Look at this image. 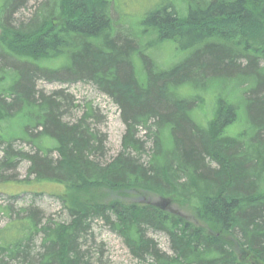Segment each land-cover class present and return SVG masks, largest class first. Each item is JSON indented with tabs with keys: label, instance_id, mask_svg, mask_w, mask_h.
I'll list each match as a JSON object with an SVG mask.
<instances>
[{
	"label": "trees",
	"instance_id": "obj_1",
	"mask_svg": "<svg viewBox=\"0 0 264 264\" xmlns=\"http://www.w3.org/2000/svg\"><path fill=\"white\" fill-rule=\"evenodd\" d=\"M27 2L0 6V173L27 160L29 177L53 186L70 221L41 226L35 208L21 209L24 216L0 232L9 262L88 264L80 241L101 219L135 258L152 264H264V0H185L183 15L173 1L159 2L141 20L142 33L154 36L151 47L172 42L187 57L160 74L147 66L143 76L133 64L141 48L113 35L112 0H50L8 26ZM63 77L94 81L121 109L126 133L111 162H102L106 137L89 123L91 110L66 122L64 93L37 91L39 80ZM241 85L249 91L247 127L232 134ZM213 86L222 97L203 128L178 96L185 87L194 94ZM140 131L153 140L148 153ZM17 141L32 151L16 150ZM172 196L192 219L154 202ZM149 231L167 235L172 253Z\"/></svg>",
	"mask_w": 264,
	"mask_h": 264
},
{
	"label": "rangeland",
	"instance_id": "obj_2",
	"mask_svg": "<svg viewBox=\"0 0 264 264\" xmlns=\"http://www.w3.org/2000/svg\"><path fill=\"white\" fill-rule=\"evenodd\" d=\"M48 1L50 0H28L25 8L19 9L17 13L12 15L13 17L8 21V26L9 22L13 24L15 21L18 23L20 20L25 22L34 13L43 9ZM112 1L113 35L118 37L119 40L133 39L132 44L136 45L135 51L141 48L139 53L142 51V54H138L133 58L137 75L143 76L142 74L147 66H151V69H155L158 74L170 71L187 57V52L181 51L172 42H163L160 46L151 47V44L155 43L154 36H147L142 33L141 20H143L147 12L154 9L159 2L162 3L165 0ZM170 1H173L172 4L178 6V10L183 15L185 12V3L183 1L185 0ZM1 5L2 0H0ZM0 18H4V15L2 14ZM59 22L62 23L61 21ZM2 33L3 31L0 28V36ZM144 46L146 48L142 50ZM59 63L61 64L63 62L59 61ZM243 65H245L244 61L241 62V66ZM233 84L236 86L238 82L235 83L234 81ZM36 87L39 94L42 92L47 96L58 92L64 93L65 99L70 101L69 107L67 105L68 101L65 102V105L68 107L67 115L64 117V121L66 122L74 123L89 113L88 109L91 110L92 116L89 119V123L92 124V128H95L106 137L103 145L102 162H111L121 152L123 137L126 133V125L123 122L122 111L114 99L94 81L69 80L63 77L54 79V81L39 80ZM239 87L241 94H237V97H240L239 99H235L234 102L239 117L236 124L230 127V129L232 128V134H236L243 127H247L246 123H243L245 117L244 100L246 96L247 98L249 97V91L247 92L245 90L247 87L243 85ZM216 88L217 86H213L211 90L205 92L199 90L193 94L190 87H185L178 96L180 98L187 97V102H189L191 107L192 119L203 128H209L210 126V120L213 116V106L216 103L214 99L217 97V93L221 91L219 87L218 91ZM246 92L247 95L245 94ZM222 93L224 94V91ZM219 96L222 97V94H219ZM5 125L4 123L3 128H6ZM144 134L145 132L140 131L139 137L145 140L146 152L148 153L154 148L153 140L150 137H144ZM15 149L26 152L32 151L30 146L21 141L15 142ZM2 150L3 147L1 146L0 157L3 155ZM148 158V154H145L142 157V161L146 162ZM29 169L30 163L24 159L19 161L14 170H6L0 173V232L4 228H8L11 219L24 216L21 209L29 207L37 210L38 216L42 221L41 226L49 222L50 224H58L68 223L70 221V217L62 207L60 200L53 195L55 192H52L53 186L50 187L48 185L34 183V175L29 177ZM26 179L27 181H25ZM27 182L32 183L28 184ZM33 192L40 193V195H35ZM131 198L136 199L138 195L132 194ZM154 202L165 205L172 211L185 214L189 219L193 218L192 210L188 205L175 196L169 197L166 200L156 198ZM148 236L158 244L163 252L167 254L172 253L170 240L167 235L162 232L149 231ZM41 239V234L35 238L33 254L40 250ZM80 251L85 256L84 262L88 264H152L150 259L139 260L135 258L130 253L123 239L115 234L101 219H96L91 223L88 234L80 241ZM0 258L6 264H14L10 263L8 256L2 252H0Z\"/></svg>",
	"mask_w": 264,
	"mask_h": 264
}]
</instances>
